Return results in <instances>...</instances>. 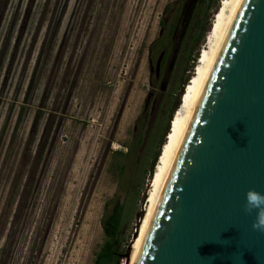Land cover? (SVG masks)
Here are the masks:
<instances>
[{"label":"rangeland","instance_id":"374dc122","mask_svg":"<svg viewBox=\"0 0 264 264\" xmlns=\"http://www.w3.org/2000/svg\"><path fill=\"white\" fill-rule=\"evenodd\" d=\"M219 4L0 0V264H92L117 200L122 264ZM160 19L177 26L156 77Z\"/></svg>","mask_w":264,"mask_h":264},{"label":"water","instance_id":"95a60500","mask_svg":"<svg viewBox=\"0 0 264 264\" xmlns=\"http://www.w3.org/2000/svg\"><path fill=\"white\" fill-rule=\"evenodd\" d=\"M163 55L150 61L156 77ZM248 189L264 193V0L234 6L176 137L133 264H264V232L252 228L257 210L244 207Z\"/></svg>","mask_w":264,"mask_h":264},{"label":"bare ground","instance_id":"6f19581e","mask_svg":"<svg viewBox=\"0 0 264 264\" xmlns=\"http://www.w3.org/2000/svg\"><path fill=\"white\" fill-rule=\"evenodd\" d=\"M236 2L237 0H220L218 9L214 13L211 26L205 37V44L197 56L193 72L189 78V81L184 87L179 104L171 117L169 129L166 133L165 140L161 145L159 156L156 159L149 178V184L142 208V215L139 218L135 235L132 237L129 243L128 253L126 258L123 259L122 264H133L176 137Z\"/></svg>","mask_w":264,"mask_h":264},{"label":"trees","instance_id":"16d2710c","mask_svg":"<svg viewBox=\"0 0 264 264\" xmlns=\"http://www.w3.org/2000/svg\"><path fill=\"white\" fill-rule=\"evenodd\" d=\"M206 0H201L204 3ZM161 27L163 28V32L156 39H154L151 43L152 51L157 53V56L160 54L162 50H164V55L161 60V64H163L166 56L167 50L169 46L172 44L171 37L172 33L177 26L175 22H171L167 24L163 19L159 20ZM199 25L198 20H196L194 24V28H197ZM198 41V35L194 37L193 42ZM191 46V45H190ZM191 49L188 51V53ZM188 56V55H187ZM194 58H190L194 60ZM186 61V60H185ZM185 69V66L184 68ZM178 103L173 104L170 109L171 112L173 109H176ZM171 119V118H168ZM168 131V130H167ZM166 131V133H167ZM163 142V141H162ZM160 142V144L162 143ZM158 152L154 156L157 155ZM122 209L123 204L121 200H117L114 202L113 206L110 210L106 211L102 217L101 226L104 234V242L101 245L100 249L96 252L95 258L92 264H118L120 260V255L123 253V249L119 248V245L122 241L120 236L121 231V218H122Z\"/></svg>","mask_w":264,"mask_h":264},{"label":"clouds","instance_id":"9594fccd","mask_svg":"<svg viewBox=\"0 0 264 264\" xmlns=\"http://www.w3.org/2000/svg\"><path fill=\"white\" fill-rule=\"evenodd\" d=\"M245 211L251 212L256 209L255 219L252 228L264 232V193L255 189H248L245 193Z\"/></svg>","mask_w":264,"mask_h":264},{"label":"flooded vegetation","instance_id":"af4514ba","mask_svg":"<svg viewBox=\"0 0 264 264\" xmlns=\"http://www.w3.org/2000/svg\"><path fill=\"white\" fill-rule=\"evenodd\" d=\"M160 31H161V33L163 32V30H162V29H161ZM161 33H160V34H161Z\"/></svg>","mask_w":264,"mask_h":264}]
</instances>
